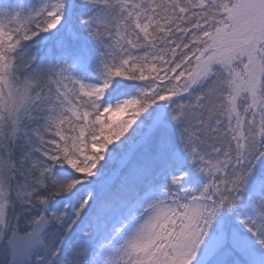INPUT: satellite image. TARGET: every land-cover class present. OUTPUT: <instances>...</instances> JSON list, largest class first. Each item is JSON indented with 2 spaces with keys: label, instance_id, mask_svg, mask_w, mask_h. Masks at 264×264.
<instances>
[{
  "label": "snow or ice",
  "instance_id": "6c2138e0",
  "mask_svg": "<svg viewBox=\"0 0 264 264\" xmlns=\"http://www.w3.org/2000/svg\"><path fill=\"white\" fill-rule=\"evenodd\" d=\"M0 264H264V0H0Z\"/></svg>",
  "mask_w": 264,
  "mask_h": 264
}]
</instances>
